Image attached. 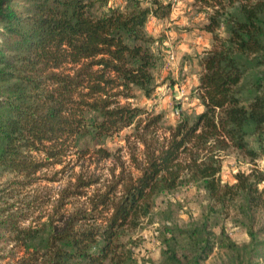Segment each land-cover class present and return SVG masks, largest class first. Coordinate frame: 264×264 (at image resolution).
<instances>
[{
	"label": "trees",
	"instance_id": "obj_1",
	"mask_svg": "<svg viewBox=\"0 0 264 264\" xmlns=\"http://www.w3.org/2000/svg\"><path fill=\"white\" fill-rule=\"evenodd\" d=\"M199 1L212 9L203 28L214 39L201 59L196 88L202 109L194 116L182 112L160 135L163 115L127 100L136 89L147 98L157 95L155 69L166 38L149 33L147 24L169 18L172 0H123L117 6L109 0H0V175H14L5 182V195L14 197L72 153L96 164L115 158L120 167L118 173L110 169L104 190L89 194L100 180L80 172L63 194L86 196L90 211L101 217L98 225L76 227L88 217L82 214L63 224L23 225L22 208L0 202V233L23 251L14 264H137L119 242L120 232L138 226L160 194L185 181L202 182L223 205L242 197L251 218L264 204L263 171H238L233 184L220 176L221 153L230 147L264 159V0ZM97 6L106 9L97 13ZM222 26L227 36L217 32ZM133 125L144 147L143 159L131 154L137 173L107 147H79L85 137L105 140ZM248 231L256 237L253 226ZM187 233L192 257L184 259L170 246L160 264H204L214 248L213 232Z\"/></svg>",
	"mask_w": 264,
	"mask_h": 264
},
{
	"label": "rangeland",
	"instance_id": "obj_2",
	"mask_svg": "<svg viewBox=\"0 0 264 264\" xmlns=\"http://www.w3.org/2000/svg\"><path fill=\"white\" fill-rule=\"evenodd\" d=\"M174 8L172 15L159 21L151 18L147 24L149 33L165 37L161 50V63L155 69L156 82L159 85L156 97L147 98L139 90L136 97L125 99L131 103L146 107L152 113L163 115L159 134H168L171 126L180 120L181 114L194 116L202 109L199 94L196 91L200 74L203 71L201 59L205 50L214 44L213 34L204 30L212 9L199 0H172ZM109 5L123 4V0H109ZM105 7H96L101 12ZM222 36H227L225 27L217 29ZM247 90L243 93V101L247 100ZM124 100V101H125ZM135 126L127 127L113 138L97 140L85 137L79 142L81 149L104 146L120 158L128 169L137 171L132 166L133 151L140 159L144 158L143 145L134 136ZM252 146H257L252 142ZM223 183L236 182L238 171L250 172L257 169L264 172V159L253 160L239 149L230 147L221 153ZM85 161V162H84ZM84 164V165H83ZM118 173L119 161L115 158L103 160L96 164L87 155L81 159L78 153H72L63 163L47 167L39 172V179L28 188L14 192V197L6 196L5 182L14 175L2 172L0 175V202L3 206L16 204L22 208L21 213L27 217L23 225L40 227L44 222L63 224L74 214L88 215L76 221V227L86 228L101 222L99 214L92 213L86 196L63 198V194L72 190L77 175H93L100 182L87 188V192L104 190L110 182V169ZM264 187V181L260 184ZM3 188V189H2ZM264 197V193H263ZM242 197H235L225 205L213 200L202 182L185 181L173 191L160 194L151 212L142 217L136 227H125L120 232L119 242L137 260V264H157L165 259L164 252L175 249L180 257L189 259L195 246L190 239V233L195 228H206L211 233L213 251L203 261L204 264H264V204L253 209V218L246 212ZM207 222V223H206ZM253 222V225L251 223ZM205 224H207L205 226ZM253 226L256 237H251L248 229ZM236 244L230 247L226 243V235ZM203 231V230H202ZM23 255L20 247L10 243L8 238L0 233V264L16 263ZM6 257V259H5ZM14 259L16 260H12Z\"/></svg>",
	"mask_w": 264,
	"mask_h": 264
}]
</instances>
